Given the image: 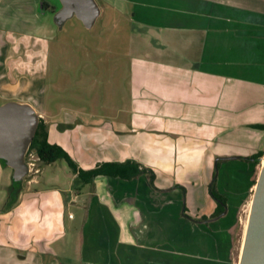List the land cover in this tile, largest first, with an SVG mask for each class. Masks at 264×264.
Returning a JSON list of instances; mask_svg holds the SVG:
<instances>
[{
    "label": "crops",
    "instance_id": "crops-1",
    "mask_svg": "<svg viewBox=\"0 0 264 264\" xmlns=\"http://www.w3.org/2000/svg\"><path fill=\"white\" fill-rule=\"evenodd\" d=\"M58 1L0 0L2 104L30 105L79 169L132 160L154 184L149 174L83 184L70 168L46 172L60 160L39 161L36 177L0 195V264H234L240 174L250 191L264 158L239 159L264 152V129L253 127L264 126V0L97 4L96 21L113 8L115 24L131 26L114 39L124 50L74 45L42 23L26 31L29 14L54 16L53 32L64 33L77 17L58 22ZM218 162L228 211L195 222L215 212Z\"/></svg>",
    "mask_w": 264,
    "mask_h": 264
},
{
    "label": "water",
    "instance_id": "water-1",
    "mask_svg": "<svg viewBox=\"0 0 264 264\" xmlns=\"http://www.w3.org/2000/svg\"><path fill=\"white\" fill-rule=\"evenodd\" d=\"M60 2L63 7L56 15L60 23L76 16L90 29L100 14L95 0ZM39 123L40 116L28 104L0 105V160L13 170L15 190V184H20L30 172L26 156ZM239 264H264V165L255 186Z\"/></svg>",
    "mask_w": 264,
    "mask_h": 264
},
{
    "label": "rangeland",
    "instance_id": "rangeland-1",
    "mask_svg": "<svg viewBox=\"0 0 264 264\" xmlns=\"http://www.w3.org/2000/svg\"><path fill=\"white\" fill-rule=\"evenodd\" d=\"M46 1L47 3H50V4H54V3L56 5L59 4L58 0H46ZM95 1L97 4H100V5L110 4L113 7L116 6V8L120 7V3H121L118 0H95ZM61 9L62 8L60 7L58 11H60ZM113 11L114 9L110 8V11H108L106 15H102V17H100L96 21L95 25L90 30L85 29L82 23L75 17L71 18L70 20L67 21V23L64 24V27H63L64 28L63 31H65L64 33L60 32L59 30H58L59 32L58 31L53 32V28H52L53 25H51V22L52 24H54L53 22L54 16L49 17L48 18L49 22L46 23L45 21H43L42 16H39L38 19L36 18L34 19L32 16H29V14H26L25 20H22L21 23H22V26L25 27L26 31L28 32L33 31V29H37L38 26L42 23V26L46 27L48 29L47 31H49L50 34L56 33L58 34V36L61 34L62 37L60 38L62 39L67 38L66 40L68 41L73 40L72 42L74 43V45H79L78 44L79 42H83L84 45L86 44L88 45L90 50H93V49L103 50V49H108V48L124 50L125 48H128L127 43H125V41L123 40V45H121V42H116L114 39H116V37L119 36L120 33L125 34V32H121V27L129 28L131 26H129L128 24L126 25V23L119 24V25L115 24L117 23V21H119V19L116 18L115 14H113ZM124 11L129 12L128 8L126 7L124 8ZM121 20L125 21V19H121ZM127 21L128 23L130 22L129 19ZM49 24H50V30L48 28ZM142 50H143V47H142ZM92 55L93 56L90 58V62L88 63L89 67L91 68L96 66V64H94V61L97 58L96 55H95L96 57H94V54ZM93 85L94 84H92V88L90 89H85V90L83 89V92L85 93L84 97L88 98L92 96V93L95 90V88H93ZM3 101L4 100L0 98V105L3 103ZM30 153H28L26 157V162H28L30 159V156H29ZM263 159L257 167V173H258L257 178H256L257 180H258V177L264 165ZM0 162H2V160H0ZM39 163L40 162L37 163L38 168H39ZM58 164L59 165L54 168H51V169L47 168L46 172H48L49 175L54 173V175L57 174V175L65 176L66 175L65 173L70 171L67 163L64 160H60ZM62 166L64 169L61 168ZM38 174L39 173H36L34 171H32V173L29 172V174L25 177V179L20 183V187L27 184V182L31 181V179L36 177ZM244 174L245 175L240 174L238 190H240V193H242L241 196H245V197L243 200H239V201L237 200L233 203L235 207L236 216H237V221L235 223V226H233L232 228V235H233L232 253H233L234 264L239 263V256H240V252L243 246V241H244L245 231L247 228V222H248V217L250 213L252 198H253L255 186L257 183V180H256L254 188H252L249 191L250 179L248 178V175L246 176V173ZM12 176H13V170L10 167H8L6 164H4L3 171L0 168V195L3 193V191H5L8 185L9 187L13 185ZM0 206H1V202H0Z\"/></svg>",
    "mask_w": 264,
    "mask_h": 264
},
{
    "label": "trees",
    "instance_id": "trees-1",
    "mask_svg": "<svg viewBox=\"0 0 264 264\" xmlns=\"http://www.w3.org/2000/svg\"><path fill=\"white\" fill-rule=\"evenodd\" d=\"M256 129H264V126L257 125L253 126ZM35 152L39 158V161L45 165L53 164L59 160H64L71 171L77 175L83 184L91 183L98 177H111L119 178L122 180H133L142 174H149L151 184H154L155 175L154 173L146 168H142L141 165L135 161L129 160L123 163L119 162H105L97 165L95 168L90 170L79 169L77 163L70 157V155L59 145L51 144L48 139L47 126L43 121H40L35 137L30 145L29 151ZM264 156V152H260L251 157L239 158L245 162L259 163L261 158ZM4 164L5 161L2 160ZM220 162L216 164V172L213 180L210 184V195L216 202V209L213 215L208 217H202L200 220H193L183 212V215L199 223H210L213 220L219 219L226 215L228 211V199L226 196L221 194L217 186V173L220 169ZM15 187H20V184H15ZM186 210V207H184Z\"/></svg>",
    "mask_w": 264,
    "mask_h": 264
},
{
    "label": "built area",
    "instance_id": "built-area-1",
    "mask_svg": "<svg viewBox=\"0 0 264 264\" xmlns=\"http://www.w3.org/2000/svg\"><path fill=\"white\" fill-rule=\"evenodd\" d=\"M27 155H28V153H27ZM29 156H30V159H29V161L26 162V163H27L28 166H29V171H30V173H32V171H34V172H36V173H39V172H40V169L38 168V165H37V163L39 162V158H38V156L36 155L35 152H31V153L29 154ZM26 157H27V156H26Z\"/></svg>",
    "mask_w": 264,
    "mask_h": 264
}]
</instances>
